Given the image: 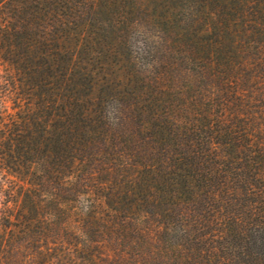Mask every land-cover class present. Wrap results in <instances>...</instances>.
I'll list each match as a JSON object with an SVG mask.
<instances>
[{
    "label": "trees",
    "instance_id": "trees-1",
    "mask_svg": "<svg viewBox=\"0 0 264 264\" xmlns=\"http://www.w3.org/2000/svg\"><path fill=\"white\" fill-rule=\"evenodd\" d=\"M15 1L0 264H264V0Z\"/></svg>",
    "mask_w": 264,
    "mask_h": 264
},
{
    "label": "rangeland",
    "instance_id": "rangeland-1",
    "mask_svg": "<svg viewBox=\"0 0 264 264\" xmlns=\"http://www.w3.org/2000/svg\"><path fill=\"white\" fill-rule=\"evenodd\" d=\"M55 4V0H48ZM15 0H0V52L3 50V43L6 42V37L9 35V31L12 30L11 16H14V4ZM25 5V9L20 13L17 18L21 22H31L30 12L32 10V4L28 1L22 3ZM24 7V6H23ZM34 13V12H33ZM34 28L30 27L28 33L34 35ZM141 36L137 33H131L130 40L134 48H138L142 45ZM5 54V53H3ZM13 67L7 60L0 56V113H6L7 111H14L19 109V105L23 106L24 102L20 98L19 94L13 92V87L10 85L8 79L13 77ZM113 101H109L112 104ZM27 176V175H22ZM21 175L11 171L0 158V243L8 237L6 233V226L4 225V215H10L15 213L16 201L21 200L24 194V190L29 185L28 179H24ZM25 197V196H24ZM16 244V242H13ZM24 252V248L22 250ZM27 252V251H26ZM29 252V251H28ZM24 259V256L21 257ZM28 263L32 264L34 261L37 262L36 253H32L30 256L27 255ZM33 261V262H32Z\"/></svg>",
    "mask_w": 264,
    "mask_h": 264
}]
</instances>
